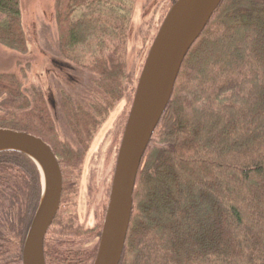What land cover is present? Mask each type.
Listing matches in <instances>:
<instances>
[{
  "label": "trees",
  "instance_id": "obj_1",
  "mask_svg": "<svg viewBox=\"0 0 264 264\" xmlns=\"http://www.w3.org/2000/svg\"><path fill=\"white\" fill-rule=\"evenodd\" d=\"M133 1L53 0L59 60L89 71L78 89L57 87L58 122L40 86L0 71V126L42 137L61 169L45 264L95 256L106 206L82 226L76 193L93 133L135 89L125 63ZM0 43L27 51L19 0H0ZM40 192L35 162L0 150V264H21ZM118 264H264V0H220L185 54L140 161Z\"/></svg>",
  "mask_w": 264,
  "mask_h": 264
},
{
  "label": "water",
  "instance_id": "obj_2",
  "mask_svg": "<svg viewBox=\"0 0 264 264\" xmlns=\"http://www.w3.org/2000/svg\"><path fill=\"white\" fill-rule=\"evenodd\" d=\"M220 0H174L149 45L116 154L108 201L91 264H118L132 191L147 143L168 103L181 62ZM18 150L37 165L41 192L29 223L21 264H45L43 238L56 214L62 174L51 145L26 130L0 126V150Z\"/></svg>",
  "mask_w": 264,
  "mask_h": 264
},
{
  "label": "rangeland",
  "instance_id": "obj_3",
  "mask_svg": "<svg viewBox=\"0 0 264 264\" xmlns=\"http://www.w3.org/2000/svg\"><path fill=\"white\" fill-rule=\"evenodd\" d=\"M168 2L133 1L125 63L127 72L136 83L153 36L171 5ZM19 4L21 23L27 37V51H17L0 43V71L15 73L25 86L31 83L40 86L56 102L57 87L61 85V75L64 74L50 64L51 57L61 58L53 0H19ZM76 72L85 79L89 74L83 69ZM128 89L108 110L84 152L76 193L77 215L82 226L93 224L99 209L107 205L118 145L134 95ZM57 128L62 137L71 140L65 130L60 126ZM96 240L97 237L92 236L83 242L92 246Z\"/></svg>",
  "mask_w": 264,
  "mask_h": 264
},
{
  "label": "flooded vegetation",
  "instance_id": "obj_4",
  "mask_svg": "<svg viewBox=\"0 0 264 264\" xmlns=\"http://www.w3.org/2000/svg\"><path fill=\"white\" fill-rule=\"evenodd\" d=\"M50 64L52 65L51 67L54 69H58L61 73L64 74L61 75L62 82L61 85L64 86L66 89H70L71 91H74L75 89H78L80 86H82L85 82L86 79L83 78L82 76H79L77 74L78 69H83V68H78L76 66H71L68 64L67 61H62L57 58L51 57L50 59ZM50 67V69H51ZM84 70V69H83ZM54 72V71H53ZM45 97L52 109L53 115L56 117L57 122L59 121V108L58 106V99L55 102V99L52 97L48 96L47 93H45ZM58 98V96H57ZM71 141V140H70ZM72 143V141H71ZM75 142L73 141L72 144Z\"/></svg>",
  "mask_w": 264,
  "mask_h": 264
}]
</instances>
